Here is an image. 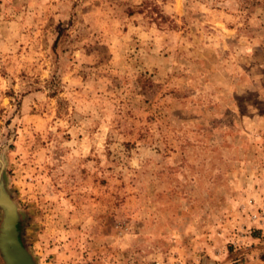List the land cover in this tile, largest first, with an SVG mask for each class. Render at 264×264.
<instances>
[{
    "label": "rangeland",
    "instance_id": "obj_1",
    "mask_svg": "<svg viewBox=\"0 0 264 264\" xmlns=\"http://www.w3.org/2000/svg\"><path fill=\"white\" fill-rule=\"evenodd\" d=\"M0 172L36 264H264V0H0Z\"/></svg>",
    "mask_w": 264,
    "mask_h": 264
},
{
    "label": "water",
    "instance_id": "obj_2",
    "mask_svg": "<svg viewBox=\"0 0 264 264\" xmlns=\"http://www.w3.org/2000/svg\"><path fill=\"white\" fill-rule=\"evenodd\" d=\"M19 213L10 198L0 172V262L1 264H36L19 239Z\"/></svg>",
    "mask_w": 264,
    "mask_h": 264
},
{
    "label": "trees",
    "instance_id": "obj_3",
    "mask_svg": "<svg viewBox=\"0 0 264 264\" xmlns=\"http://www.w3.org/2000/svg\"><path fill=\"white\" fill-rule=\"evenodd\" d=\"M18 228V227H17Z\"/></svg>",
    "mask_w": 264,
    "mask_h": 264
}]
</instances>
